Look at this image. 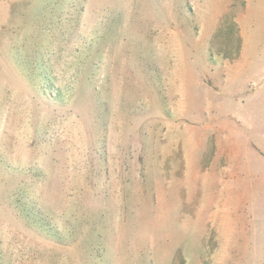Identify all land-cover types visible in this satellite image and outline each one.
Segmentation results:
<instances>
[{
  "label": "rangeland",
  "instance_id": "rangeland-1",
  "mask_svg": "<svg viewBox=\"0 0 264 264\" xmlns=\"http://www.w3.org/2000/svg\"><path fill=\"white\" fill-rule=\"evenodd\" d=\"M0 264H264V0H0Z\"/></svg>",
  "mask_w": 264,
  "mask_h": 264
}]
</instances>
